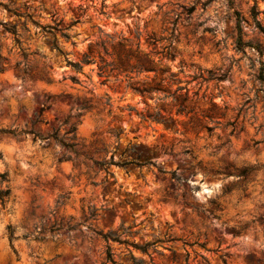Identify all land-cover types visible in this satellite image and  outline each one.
<instances>
[{
    "label": "rangeland",
    "instance_id": "obj_1",
    "mask_svg": "<svg viewBox=\"0 0 264 264\" xmlns=\"http://www.w3.org/2000/svg\"><path fill=\"white\" fill-rule=\"evenodd\" d=\"M253 5L0 0V24L17 26L21 43L0 25V264H110L99 235L124 231L129 243L160 242L148 255L109 242L116 264H132L131 255L145 264H264V35L256 28L264 1L256 18ZM5 7L27 10L42 27L73 24L71 39L56 41L69 61L90 58L83 74L51 50V35ZM120 41L161 60L155 68L172 79L142 96L125 76L153 73L99 77L100 59L114 61ZM178 88L181 114L169 97ZM82 104L91 109L78 117ZM156 112L159 123L148 118Z\"/></svg>",
    "mask_w": 264,
    "mask_h": 264
},
{
    "label": "trees",
    "instance_id": "obj_2",
    "mask_svg": "<svg viewBox=\"0 0 264 264\" xmlns=\"http://www.w3.org/2000/svg\"><path fill=\"white\" fill-rule=\"evenodd\" d=\"M252 1L254 2V5L252 7V16L256 18V16L259 14V12L256 9V2L258 0H252ZM261 1H264V0H261ZM5 8L7 12L10 13L11 15L15 16L18 19L24 20V22L22 23L23 27L25 26L26 22H30L36 27L41 28L43 32H46V34L51 35L53 38V40L51 41V50H54L59 55H62L63 61L65 62V64L68 67H70L76 74H83L82 69L85 65H88L91 63L90 58L88 56H83L82 60L79 62L74 63L72 61H69L66 57L67 55L63 53V51L60 49L56 41V35H59L65 41H69L71 37L69 36L67 32L70 30L73 24L63 27L61 23L59 22V23L54 24L53 27H42L36 21L33 20V15L29 13L27 10L25 9L22 10L21 7H17L13 9H9V7H5ZM0 25L4 27V31L14 36L17 45L21 44L19 41L20 36L17 33V26L10 25L8 23H4ZM256 28L259 30L260 33L264 35V28L261 27L259 22H256ZM46 29L48 30L46 31ZM237 32L240 37L241 29H240L239 21H237ZM122 41L118 42L113 49V52H114L113 56H115L114 61L106 62L100 59L101 66L99 67V77L107 78L108 74L112 71H120L126 74L136 73L137 75L142 74V73H153L154 77L151 80L144 79V80H138V81L132 82L131 77H128V76H125V77L129 81L128 86H133L132 87L133 91L142 96L150 95L151 93L155 91H160L162 88V84L167 83L168 82L167 80H171L173 75H169L168 77L164 78L163 76L165 74V71L163 69L155 68V64L160 65L161 60L155 62L154 60H151L147 54L139 53L138 49L135 51H131L130 49L126 50ZM238 44L239 45L242 44L240 38H238ZM105 46L106 45L104 43H100L99 45H96V47L102 50L104 56H107L109 58L112 57L111 54L107 53ZM27 56L28 55H24V58H26ZM69 79L74 83H78V80L75 77H71ZM259 79H260L261 86L264 91V76L260 75ZM181 90H182L181 88H178L172 94H169V97L172 99L174 106L177 107L178 114L183 113L185 110L184 104L186 102V96L179 95V92ZM104 105L105 106L110 105L109 98L105 100ZM90 109H91L90 105L88 104L80 105L77 109L79 111L77 116L79 117L82 114V112L89 111ZM159 117H160V112H156L155 114L148 115V118H150L152 121L156 123L160 122ZM68 133L71 134L70 140H74L75 139V136H74L75 126L74 125H70ZM32 134L34 135V137H38L37 134H34V133ZM52 137L56 142L60 143L62 146H64L67 149H73L75 147V144L64 143L63 141L58 139L55 135ZM4 195H5L4 193L0 192V197H3ZM124 234H127V232L124 231L121 234H117L116 232H109L107 234L99 235L100 238L107 244V247H106V262L107 263L116 264L115 260L113 259V255L111 253V248L108 246L109 242L126 245V247H130L133 250H136L140 252L141 254H145V255H148V250L150 248L153 249L154 245L160 242L158 241V242H153V243H144L141 245L135 244L133 242L129 243L125 240H121V236H123ZM173 241H174L173 239H170V240H166L165 242H173ZM130 260L132 264H145L141 259H137L133 257L132 255L130 256ZM223 263H225L224 260H223Z\"/></svg>",
    "mask_w": 264,
    "mask_h": 264
}]
</instances>
